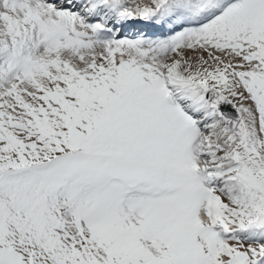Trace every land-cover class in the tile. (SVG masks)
I'll return each instance as SVG.
<instances>
[{
    "label": "snow or ice",
    "instance_id": "obj_1",
    "mask_svg": "<svg viewBox=\"0 0 264 264\" xmlns=\"http://www.w3.org/2000/svg\"><path fill=\"white\" fill-rule=\"evenodd\" d=\"M0 264H264V0H0Z\"/></svg>",
    "mask_w": 264,
    "mask_h": 264
},
{
    "label": "bare ground",
    "instance_id": "obj_2",
    "mask_svg": "<svg viewBox=\"0 0 264 264\" xmlns=\"http://www.w3.org/2000/svg\"><path fill=\"white\" fill-rule=\"evenodd\" d=\"M140 27H145V26H140ZM152 30H154V29L152 28Z\"/></svg>",
    "mask_w": 264,
    "mask_h": 264
}]
</instances>
